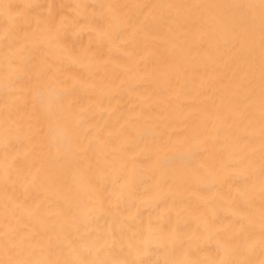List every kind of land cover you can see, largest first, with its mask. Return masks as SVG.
<instances>
[{"label": "bare ground", "instance_id": "6f19581e", "mask_svg": "<svg viewBox=\"0 0 264 264\" xmlns=\"http://www.w3.org/2000/svg\"><path fill=\"white\" fill-rule=\"evenodd\" d=\"M0 264H264V0H0Z\"/></svg>", "mask_w": 264, "mask_h": 264}]
</instances>
